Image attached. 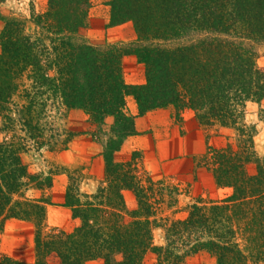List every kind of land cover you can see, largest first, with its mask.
<instances>
[{"label": "trees", "instance_id": "obj_1", "mask_svg": "<svg viewBox=\"0 0 264 264\" xmlns=\"http://www.w3.org/2000/svg\"><path fill=\"white\" fill-rule=\"evenodd\" d=\"M111 6V24L133 22L135 42L91 46L86 39L90 0H48L46 12L32 14L34 35L26 32V20L0 14V133L9 135L0 142L2 227L9 220L35 227L32 264L99 259L144 264L150 252L157 264H185L200 253L217 264H264V159L255 150L257 128L245 120L247 102L264 100V71L257 64L264 46V0H112ZM193 36L198 38L177 47L164 44ZM127 55L145 66V85L127 84ZM25 77L31 85L24 90V104L10 106L26 87L21 85ZM128 97L134 98L137 115L129 113ZM50 100L83 111L97 127L112 120L109 129L100 131L103 140L97 132L91 134L101 142L105 163L97 192L81 196L67 190L63 206L80 220L72 233L46 231L47 210L53 205L46 192L53 176L31 173L24 161L27 140L43 139L41 117ZM168 107L180 122L191 110L207 133L229 130L234 135L225 146H208L198 163L218 189L232 193L216 202L197 200L185 218L162 216L165 197L173 206L179 187L152 178L139 153L116 161L127 139L138 133L136 119ZM76 136L67 133L66 147ZM64 172L74 179V171ZM29 188L40 191V197L27 198ZM125 192L134 195L135 209L128 208ZM158 228L164 232L160 246L154 242ZM0 264L29 263L0 255Z\"/></svg>", "mask_w": 264, "mask_h": 264}, {"label": "rangeland", "instance_id": "obj_2", "mask_svg": "<svg viewBox=\"0 0 264 264\" xmlns=\"http://www.w3.org/2000/svg\"><path fill=\"white\" fill-rule=\"evenodd\" d=\"M111 2L112 0H90L86 39L91 46L128 45L138 39L133 22L127 21L120 25L111 24ZM47 8L48 0H6L0 4V14L4 18L16 16L26 20V32L34 35L35 25L31 21L32 14H42L46 12ZM3 27V21H0V30ZM195 38L198 36L164 42V44L166 47H177L195 41ZM259 49L257 64L264 71V46ZM123 71L127 84H146L145 66L140 64L135 56L127 55L123 58ZM21 85L26 87L19 89L18 93L10 100V106L24 104V92L31 83L25 77L22 79ZM46 98L47 96H44L42 99ZM127 109L133 115L138 114V107L133 97L127 98ZM164 112L167 113L165 116L162 115ZM166 116L169 117L166 125L156 124ZM182 117V122L176 119L172 107L154 110L138 117L136 119L137 135L127 139L123 145L124 148L118 152L116 157V161L124 162L128 158L130 159L134 152H137L140 154V164L151 177L155 180H166V185L179 187L181 195L173 197L175 201L173 206L168 207L167 200L169 198L165 195L167 200L161 213H163L162 216L171 219L185 218L188 215L187 208L197 200L201 199L204 203L216 202L225 199L232 193L230 188L218 189L212 174L204 170L199 171L198 163L206 154L208 146H225L228 137H234L233 132L213 130L212 133H207L199 126L195 113L191 110L185 111ZM245 120L257 128L254 140L255 150L258 156L264 159V100L261 103L247 102ZM1 123L0 116V126ZM40 124L41 129L43 128V139L39 140V143L42 141L46 145L40 147L38 140L35 142V140L28 139L24 161L31 173L53 176L52 188L46 192L53 203L47 210L46 231L57 229L72 233L80 225V220L74 218L72 211L63 206L67 190L69 188L73 191L78 190L81 196H91L97 192L102 184L105 168L104 172H97L96 157L86 156L82 161V151L90 146H96L100 150L103 148L100 140L91 136V131L82 132V111L78 109L66 110L59 101L50 100L43 106ZM111 124L112 120L109 119L105 127L96 126L94 131L97 132V138L103 140L100 131L109 129ZM68 132L77 134V136L66 147L64 140L67 138ZM6 136L9 138V135L0 133V142ZM85 140H89L91 143ZM145 144L149 145L145 147ZM65 169L74 171L71 172L74 177L72 181L69 177L70 172H64ZM250 169L251 172H255V166L251 165ZM25 193L26 197L30 199H37L41 195L40 191L33 188L26 189ZM124 197L128 208L135 209L134 195L131 192H125ZM82 200L83 202L87 201L84 197ZM34 237L35 227L31 223L9 220V223L7 222L2 227L0 221V255L32 264L35 258ZM154 242L158 246L164 245L162 229L158 228L154 231ZM144 264H157V256L151 252L148 253ZM185 264L217 263L209 254L200 253L187 258Z\"/></svg>", "mask_w": 264, "mask_h": 264}, {"label": "crops", "instance_id": "obj_3", "mask_svg": "<svg viewBox=\"0 0 264 264\" xmlns=\"http://www.w3.org/2000/svg\"><path fill=\"white\" fill-rule=\"evenodd\" d=\"M132 59H135L132 57ZM135 61V60H134ZM167 113H162V115H166ZM168 119L169 117H164L162 118L160 121H158L156 124L158 125H166L168 123ZM137 128V126H136ZM96 129V125H94L93 123L90 122L89 120V117L88 115H86L83 111H82V132H93L94 130ZM139 130V129H138ZM84 136V135H83ZM90 136V135H89ZM158 139V138H157ZM85 141H88L89 143H91L89 140H85ZM159 141V140H158ZM149 144H145V147H147ZM124 148V146L122 147ZM102 150L98 149L96 146H90V148L88 149H84L82 151V161H84V158L87 156V157H96V165H97V172H104V159H103V156H102ZM118 154V153H117ZM117 154H116V157H117ZM129 160V158H128ZM124 161H127L124 160ZM153 178V177H152ZM155 179V178H154ZM9 223V221H8ZM87 264H104L103 261L101 260H94V261H90L88 262Z\"/></svg>", "mask_w": 264, "mask_h": 264}]
</instances>
